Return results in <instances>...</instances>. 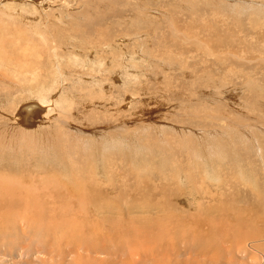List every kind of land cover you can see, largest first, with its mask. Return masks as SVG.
<instances>
[{
    "label": "rangeland",
    "instance_id": "374dc122",
    "mask_svg": "<svg viewBox=\"0 0 264 264\" xmlns=\"http://www.w3.org/2000/svg\"><path fill=\"white\" fill-rule=\"evenodd\" d=\"M0 50V264H264V0H0Z\"/></svg>",
    "mask_w": 264,
    "mask_h": 264
},
{
    "label": "bare ground",
    "instance_id": "6f19581e",
    "mask_svg": "<svg viewBox=\"0 0 264 264\" xmlns=\"http://www.w3.org/2000/svg\"><path fill=\"white\" fill-rule=\"evenodd\" d=\"M165 1V0H164ZM144 9V8H143ZM147 9H148V7H147ZM171 10V9H170ZM143 13V12H142ZM142 13L139 11L138 13H137V15H136V18H138L139 19V16H141L142 15ZM91 15L93 16V17H96V14L95 13H91ZM144 15V14H143ZM172 15V14H171ZM173 16V15H172ZM141 20V19H140ZM175 21H176V17H175ZM195 23V22H194ZM147 24V23H146ZM176 24H179L178 23V20H177V23ZM181 24V23H180ZM193 24V23H192ZM119 25V24H118ZM182 25V24H181ZM181 25H179V29H181L180 28V26ZM194 25V24H193ZM192 25V26H193ZM190 26V25H189ZM199 27V26H198ZM185 28H186V26H185ZM87 29H89V28H87ZM97 31V30H96ZM185 31H187V32H189V33H191V31H190V29H185ZM140 32H142V31H140ZM87 33V32H86ZM99 33V32H98ZM177 33V32H176ZM196 33V32H195ZM85 34V33H84ZM139 34V33H138ZM3 35V34H2ZM43 35V34H42ZM184 35H187L186 33H184ZM183 35V36H184ZM192 36H193V40H196V39H194V37H196V35L192 32V34H191ZM7 37H8V35H7ZM86 37V36H85ZM159 37V36H158ZM188 37V36H187ZM143 38V37H142ZM184 38H186L185 36H184ZM123 38H121V40H122ZM118 40V39H117ZM187 40H189L188 38H187ZM123 41V40H122ZM160 41V40H159ZM208 41V40H207ZM163 42V41H162ZM159 43V42H158ZM186 43V42H185ZM188 43V42H187ZM186 43V44H187ZM196 42H194V44H195ZM209 43V42H208ZM92 43H90L89 45H90V47L89 48H95V49H98V50H102V49H105V46H107V47H110V45H111V43L110 42H99L98 44H97V46L98 47H100V48H97L96 47V45L94 44V45H91ZM160 44H161V41H160ZM160 44H158V45H160ZM207 43H205V45H206ZM182 45V44H181ZM191 45V44H190ZM200 45V44H199ZM221 45V44H220ZM238 45V44H237ZM186 46V45H185ZM195 46H196V44H195ZM222 46V45H221ZM86 47H88V46H86L85 45V48ZM188 47H189V45H188ZM194 47V46H193ZM200 47H202V46H200ZM220 47V46H219ZM224 47V46H223ZM54 49V48H53ZM56 49V48H55ZM124 49V48H123ZM197 49L198 48H193L192 50H190V52H192L193 54H192V58H196V59H198V56H197V54H200L198 51H197ZM225 49V48H224ZM7 50V49H6ZM203 50L205 51V53L207 54V55H209L210 57L211 56H214L215 55V52H218V51H220V50H222L223 51V48H220V49H218V50H216L215 48H211L209 45H207L205 48H203ZM1 51V50H0ZM200 51V50H199ZM224 51H227V50H224ZM114 52V51H113ZM202 52V51H201ZM103 54H105V51H104V53ZM121 54V53H120ZM134 54V53H133ZM206 54H201V55H206ZM1 55V54H0ZM111 55V54H110ZM118 55V54H117ZM240 55V54H239ZM105 56V55H104ZM113 56H115L114 54H113ZM101 57H102V55H99L98 56V59H101ZM134 58V57H133ZM159 58V57H158ZM152 60V59H151ZM155 61V60H154ZM166 61V60H165ZM60 62V61H59ZM137 62V61H136ZM166 63H168V62H166ZM58 64H61V62L60 63H58ZM120 65V64H119ZM119 65H117V66H119ZM184 65V64H183ZM60 66V65H59ZM196 66V65H195ZM58 67V66H57ZM188 67V68H187ZM185 66L184 67V72H186V69H190L191 70V72L192 73H195V69H196V67H194V65L193 64H191L190 66ZM142 71V70H141ZM38 73V72H37ZM146 73V72H145ZM144 73V74H145ZM138 75H140V73L138 74ZM141 75H143L142 73H141ZM58 77V76H57ZM57 77H55V79L57 78ZM96 77V76H95ZM92 78V77H91ZM93 80V79H92ZM95 80V79H94ZM137 80V79H136ZM136 82V81H135ZM139 82V81H138ZM137 82V83H138ZM141 83H142V81H140ZM149 83V82H148ZM131 84V83H130ZM143 84V83H142ZM134 86V85H133ZM113 87H115V85L112 83V88ZM128 88H130V87H128ZM126 91H128V89L126 90ZM125 91V92H126ZM129 92V91H128ZM127 92V93H128ZM133 94V93H132ZM136 94H138V93H136ZM135 94V95H136ZM134 95V94H133ZM94 99L95 98H92V100L90 101V100H88L89 102H93L94 103ZM109 101H112V100H109ZM44 103V102H43ZM118 103H120V100L118 99ZM37 104V108L36 109H39L41 106V104H42V102L41 103H36ZM36 104L34 103V104H31V105H25V106H23V109L25 110H23V117L25 116V118L24 119H28L27 118V114L28 113H32V111H33V109H34V107L36 106ZM22 108V107H21ZM35 111V110H34ZM35 113V112H34ZM36 114V113H35ZM30 120V119H29ZM224 120V119H223ZM27 121V120H26ZM221 129V128H220ZM222 130V129H221ZM59 132V131H58ZM57 132V133H58ZM57 137H60V135L59 134H57L56 135ZM229 136V135H228ZM221 137V136H220ZM222 139V138H221ZM228 139V138H227ZM230 139V138H229ZM120 142V137L119 136H114V137H111V138H108L107 139V145H104V146H101V147H99L100 145H101V143H102V141H95L94 142V144H95V149L96 150H93L92 152H90L91 150H92V148H89V147H91L93 144H89V145H87L86 143H85V140H84V143L85 144H83L84 145V147L86 148V149H88V152H89V156H90V162H91V164H90V166H91V168L93 167L94 168V170H97V172H98V175H100V176H107L108 178H109V181H108V185H110L112 188H114V186H116V185H118L119 186V183H121L120 181L122 180H120V178H119V175H115V173H114V171H113V168H112V164L114 163V162H116L117 161V159H119V158H117L116 157V155H108V153L110 152V148L111 147H113V146H115V145H117L118 143ZM228 144L229 145H232L229 141H228ZM241 144H243L244 145V143L243 142H241ZM259 145V144H258ZM259 147V146H258ZM261 148H263V146L261 147ZM259 150V149H258ZM260 151V150H259ZM264 151V150H263ZM210 154H212V153H210ZM214 154L215 155H217V154H219V152L218 151H214ZM208 156H210L209 154H207ZM260 155H264L263 153H261L260 152ZM205 156V155H204ZM237 157V156H236ZM263 157V156H262ZM128 158H130L131 160L134 158V157H132V156H128ZM135 160H137V159H135ZM174 160V159H173ZM133 161H134V159H133ZM197 161V160H196ZM217 161V160H216ZM264 161V160H263ZM173 162V161H172ZM198 162V161H197ZM163 163V162H162ZM180 162H178V164H179ZM200 163V162H199ZM202 163V162H201ZM177 164V163H176ZM134 165V164H133ZM196 165V164H195ZM109 166H110V169H109ZM191 166V165H190ZM214 167V166H213ZM63 168H65V167H63ZM88 169L87 171H89V170H91L92 171V169ZM184 168V167H183ZM73 170V169H72ZM188 170V169H187ZM65 171V170H64ZM67 171V170H66ZM74 171V170H73ZM90 171V172H91ZM177 171H179V169H177ZM69 172V171H68ZM244 172V171H243ZM74 173H75V171H74ZM81 173V172H80ZM82 173H84V172H82ZM66 174V173H65ZM69 174V173H68ZM77 174V173H76ZM79 174V173H78ZM88 174H89V172H88ZM67 175V174H66ZM81 175V174H80ZM95 175V174H94ZM93 174H92V176H94ZM109 175V176H108ZM64 176V175H63ZM69 176H73V173H72V171H71V173L69 174ZM113 176H114V178H113ZM60 177H62V176H60ZM88 177V176H87ZM67 178V177H66ZM71 178V177H70ZM62 179H63V177H62ZM66 180V179H65ZM69 180V179H68ZM75 180H76V183H75V186H74V189H78V191L77 190H74L76 193H77V195H76V200H80V199H82V200H84L87 204H90V203H95L96 205L97 204H99V203H97V202H99V201H106V199L107 198H103L102 196H98V197H94V195L92 194V191H93V188L94 187H92V190H90V192H86L85 190H86V188L88 187V184H89V186L90 185H92V182L93 181H90V179L88 180V181H86L84 178H83V176H82V179H80L79 177H76L75 178ZM94 180H95V178H94ZM90 181V182H89ZM68 182V181H67ZM105 183V182H104ZM46 184V183H45ZM68 184V183H67ZM69 185V184H68ZM70 186V185H69ZM65 187V186H64ZM9 188V187H8ZM7 188V189H8ZM13 188V187H12ZM91 188V187H90ZM88 189H89V187H88ZM3 191V190H2ZM5 191V190H4ZM14 191V190H13ZM70 191H71V189H70ZM73 191V190H72ZM66 192V191H65ZM16 193V192H15ZM70 193V192H69ZM28 194V193H27ZM66 194V193H65ZM199 195V194H198ZM197 194H196V197L198 196ZM8 196H11L10 198L8 197ZM5 197H7L8 199H6V201H4V203H7V204H17V203H19V204H21L22 202H24V201H28V199H27V196H23V195H14V194H10V193H7L6 195H5ZM60 197H61V195H60V191H59V187H52V188H50V191H48V192H45V193H43V194H39L38 196H36V198H38V199H44L45 200V202H57V200H59L60 199ZM75 198V197H74ZM57 199V200H56ZM92 201H95V202H92ZM2 204V203H1ZM92 206V205H91ZM93 207V206H92ZM23 213H26V214H30V213H33V214H35L34 212H36V208H35V204H28L23 210ZM54 216L55 217H57V213L56 212H54ZM261 221L262 222H264V215H263V218L261 219ZM52 222V221H51Z\"/></svg>",
    "mask_w": 264,
    "mask_h": 264
}]
</instances>
